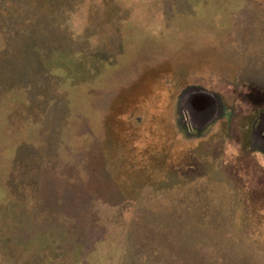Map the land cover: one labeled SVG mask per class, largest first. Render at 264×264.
<instances>
[{
    "label": "rangeland",
    "instance_id": "1",
    "mask_svg": "<svg viewBox=\"0 0 264 264\" xmlns=\"http://www.w3.org/2000/svg\"><path fill=\"white\" fill-rule=\"evenodd\" d=\"M0 264H264V0H0Z\"/></svg>",
    "mask_w": 264,
    "mask_h": 264
}]
</instances>
